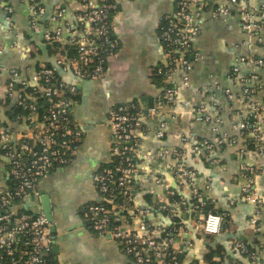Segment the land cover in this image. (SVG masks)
<instances>
[{
    "label": "crops",
    "instance_id": "0c3cea01",
    "mask_svg": "<svg viewBox=\"0 0 264 264\" xmlns=\"http://www.w3.org/2000/svg\"><path fill=\"white\" fill-rule=\"evenodd\" d=\"M75 0H0V124L14 132H25V118L10 120L7 111L16 105L17 84L12 85L11 98L4 90L11 70L21 77L28 72L49 64L55 67L53 56L46 50L45 40L31 32L30 23L37 8L44 9L38 22H49L58 6L72 8ZM116 6L112 32L117 42L114 54L108 59L107 70L100 80L77 81L69 73L61 75L64 81L74 85L78 100L72 106V116L78 125L81 138L73 161L66 167L54 169L38 182L36 195L24 201V207L42 214L39 196L47 195L51 208L54 233L51 234V259L55 264H129L120 248L108 237H100L85 225L81 215L83 205L99 202L91 176L111 163V137L106 127V117L113 105L136 101L146 106L159 91L151 84L149 70L164 65L162 44L158 27L163 18L175 10L176 0H113ZM257 10L258 21L264 20V0H250ZM64 21L74 24L71 15ZM199 35L193 40L189 52V67L186 74L176 71L172 75L177 92L176 103L169 109L166 137L158 141L151 133L140 139L138 162L140 178L134 203L147 207L151 214L149 222L162 227L185 229L174 238V247L182 254L181 264H205L208 249L220 245L225 253L239 264H264V213L256 214L254 204L242 194V187L250 186L254 197L264 203V136L261 149L251 145L249 132L232 131L234 123H251V117L242 95L244 88L254 90L251 99L264 105V66H256L254 60L264 62V42L260 34L245 33L236 11L225 17L213 18L210 7L205 8L199 20ZM234 68H238L235 77ZM184 75L187 84H183ZM252 76H256L253 80ZM226 92L232 98L226 96ZM150 103V102H149ZM217 105L212 113L220 121L218 135L222 144L205 149L202 143L212 140L210 127L195 120L193 111L199 106ZM264 130V115L262 116ZM182 136H189L184 145ZM199 149L191 154V147ZM162 149L181 150L183 161L196 172V185L201 198L210 203L213 210L226 214L219 235L209 237L198 229L202 214L192 215L174 211L169 215L158 211L156 202L170 204L167 190L177 189L171 176L175 163L173 154L159 159L156 153ZM152 155V158H149ZM251 169V171H247ZM163 179L155 184L154 179ZM10 184L9 169L0 159V189ZM187 197L188 190L180 189ZM177 192V191H176ZM178 193V192H177ZM179 194V193H178ZM149 196V201L146 196ZM169 210H172L169 207ZM165 214H164V213ZM172 212V211H171ZM176 217L179 226L172 221ZM255 219V226L251 225ZM186 241L191 246L186 245ZM243 242L255 253V259L243 256L233 249L234 242ZM55 249V250H54ZM195 261V262H194ZM224 260L222 264H227Z\"/></svg>",
    "mask_w": 264,
    "mask_h": 264
},
{
    "label": "built area",
    "instance_id": "2783aa9c",
    "mask_svg": "<svg viewBox=\"0 0 264 264\" xmlns=\"http://www.w3.org/2000/svg\"><path fill=\"white\" fill-rule=\"evenodd\" d=\"M72 8L58 6L49 22L42 26L38 19L44 15L43 8H37L31 19V32L40 35L45 42H56L53 54L55 67H39L22 78L18 71L11 70L4 90L11 98L12 85L17 84L16 105L28 111L27 121L33 125L25 132H14L0 124V159L9 169L10 184L0 189V264H51L52 241L51 223L42 215L19 214L16 201H25L31 194L36 195L35 187L57 168L68 166L74 159L81 138L78 125L72 116V97L76 94L74 85L63 80L61 75L71 74L77 81L100 80L106 70L108 59L114 54L117 42L113 37L112 25L116 6L109 0H75ZM210 7L213 18L225 17L236 11L241 19L245 33L254 36L264 31L263 22L258 21L257 10L250 0H176L173 13L163 18L164 25L158 27L161 44L170 52L178 54L174 61L176 67L166 69L165 76L170 86L158 95L152 105L137 103L113 105L106 117V127L111 137V165L91 176L93 187L102 203L89 204L85 208L87 219L93 233L108 237L129 258L130 264H181L180 252L174 247V238L185 229L162 227L149 222L151 210L134 203V196L140 178L138 148L140 139L151 133L158 141L166 137L167 116L164 113L176 103L177 92L172 75L176 71L186 74L189 67V52L193 40L199 35V20L205 8ZM71 15L74 24L64 21ZM264 42L261 34L258 38ZM74 45L75 53L66 57L63 46ZM188 55V56H187ZM168 63L165 62V66ZM256 66H264L261 60H254ZM238 77V68H234ZM253 80L256 76L250 77ZM183 84H187L184 75ZM250 113L251 123H234L235 133L249 132L251 145L261 149L264 136L262 128L264 105L251 99L252 88L242 91ZM227 98L232 96L226 92ZM43 101V104L38 101ZM219 112L217 105L212 106ZM211 107V108H212ZM210 107L199 106L193 111L195 120L209 126L212 140L202 143L210 149L222 144L218 135L220 121ZM184 145L189 144V136H182ZM199 149L191 147V154ZM173 154L175 163L171 176L177 189L167 190L170 204L156 202L158 211L169 207L181 213L199 215L206 203L201 198L196 185V172L183 161L181 150L162 149L156 157L164 159ZM152 158V155H149ZM251 171V169H247ZM162 177L154 179L160 184ZM186 188V197L180 189ZM242 194L255 206L256 214L264 213L262 199L254 197L248 184L242 187ZM173 216V215H172ZM221 215L209 212L202 214L198 229L203 235L214 237L222 230ZM256 221L252 219L251 225ZM187 246H191L186 241ZM233 249L254 260L255 253L243 242L233 243Z\"/></svg>",
    "mask_w": 264,
    "mask_h": 264
},
{
    "label": "trees",
    "instance_id": "16d2710c",
    "mask_svg": "<svg viewBox=\"0 0 264 264\" xmlns=\"http://www.w3.org/2000/svg\"><path fill=\"white\" fill-rule=\"evenodd\" d=\"M109 1L111 2V0H109ZM112 2H113V0H112ZM163 25H164V22L161 21L160 26H163ZM56 44H57L56 42H49V43L46 42V44H45L46 50H47V52H48V54L50 56H53V54L55 53V46H56ZM162 48H163L164 60H165L166 63H168L167 66H165L163 64L162 65H157L155 67H152L149 70V79L151 81V84L154 85V87L156 89H158V91H159V94L158 95L162 94L164 92V90L167 87L170 86V83L166 79L165 71L168 68L176 67V64H175L174 61L178 57V54L176 52H174V51L173 52L168 51V49H165V47H164L163 44H162ZM63 51H64V54L66 55V57H71L75 53V46L74 45H65V46H63ZM44 66L45 67H49V64H46ZM72 100L74 102H76L78 100V95L75 94L72 97ZM154 100L155 99L150 100L149 101L150 103L148 102V105L147 106H149L150 104L152 105V103L154 102ZM42 102L43 101H41V100L38 101V103H40V104H43ZM132 103H136V101H133ZM27 114H28V111L26 109H22L18 105H15V107H12L9 111H7V116L12 121L13 120H16V119H20V118L27 119ZM26 122L28 123L29 126H32L33 125L32 122H29L27 120H26ZM110 165H111V163L108 166H105V167H109ZM105 167H103V168H105ZM169 198H171V197H169ZM146 200L149 201V196L148 195L146 196ZM96 203H102V202L100 200L99 202L87 203V204L83 205V207L81 208L82 218H83V220L85 222V225L90 230H91L90 223H89V221L87 219L86 212H85V208L89 204H96ZM16 204L19 206V209H18V213L19 214L22 213V214H27V215H30V216L36 215V214L28 211L24 207V205H23L24 204V201H20V202L16 201ZM164 212L166 214H169V215L171 214V211L169 210V208L166 211H164ZM209 212L219 214V215L222 216L223 219L227 220L226 219V214H224V213H222V212H220L218 210H213V207L210 205V203L206 202L205 207H203V209H202V214H207ZM171 218H172V221L176 223V226H179V223H178L177 218L176 217H171ZM232 247H233V244H232ZM242 255L247 257L248 254H242ZM179 259H180V261H182V259H183L182 254L179 257ZM204 260L206 261L205 264H222L224 262V260H226L228 262L227 264H239L237 262V259L230 258L225 253L224 248L222 246H220V245H216L214 248L208 249V252L204 255ZM50 263L51 264H55L53 262V259H51V258H50ZM194 264H198V263L195 262Z\"/></svg>",
    "mask_w": 264,
    "mask_h": 264
},
{
    "label": "water",
    "instance_id": "95a60500",
    "mask_svg": "<svg viewBox=\"0 0 264 264\" xmlns=\"http://www.w3.org/2000/svg\"><path fill=\"white\" fill-rule=\"evenodd\" d=\"M39 201L41 204L42 215L51 223L50 234H53L54 233V227L52 225L51 208H50L49 198L47 195H41V196H39Z\"/></svg>",
    "mask_w": 264,
    "mask_h": 264
}]
</instances>
